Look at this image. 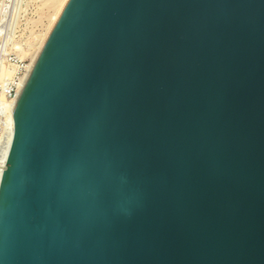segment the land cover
Returning <instances> with one entry per match:
<instances>
[{"label": "water", "instance_id": "1", "mask_svg": "<svg viewBox=\"0 0 264 264\" xmlns=\"http://www.w3.org/2000/svg\"><path fill=\"white\" fill-rule=\"evenodd\" d=\"M13 118L0 264H264V0H67Z\"/></svg>", "mask_w": 264, "mask_h": 264}, {"label": "rangeland", "instance_id": "2", "mask_svg": "<svg viewBox=\"0 0 264 264\" xmlns=\"http://www.w3.org/2000/svg\"><path fill=\"white\" fill-rule=\"evenodd\" d=\"M61 1L0 0V105L11 101L8 92L32 62ZM6 70H13V78L4 76Z\"/></svg>", "mask_w": 264, "mask_h": 264}, {"label": "bare ground", "instance_id": "3", "mask_svg": "<svg viewBox=\"0 0 264 264\" xmlns=\"http://www.w3.org/2000/svg\"><path fill=\"white\" fill-rule=\"evenodd\" d=\"M56 1V0H55ZM61 1V0H60ZM67 2V0H62L59 4L60 8L59 10H57V13L55 11V14H54V17L51 19L53 20V23L55 22L56 18L58 17L59 13L61 12L62 8L64 7L65 3ZM56 4V3H55ZM52 21H50L51 23ZM52 23V25H53ZM52 27V26H51ZM49 28V27H48ZM51 29V28H50ZM45 35V34H44ZM47 36V35H46ZM46 36L44 37V39L46 38ZM43 38V36H42ZM43 39V41H44ZM43 41H41V44L39 47H37V51L39 50V48L41 47ZM37 52H35V55H36ZM34 55V56H35ZM33 56V58H34ZM29 67V66H28ZM28 67L26 68V71L28 69ZM16 69V67H15ZM4 70V69H3ZM13 71V70H12ZM12 71L11 70H6L4 72V76H8L9 78L12 76ZM3 72V71H2ZM26 73V72H25ZM24 73V75H25ZM2 74V73H1ZM24 75L22 76L21 80H20V83L24 77ZM13 78V77H11ZM14 100H11V101H8V102H5V107L7 108V121H8V124H9V127H10V139L8 141V145L3 148L1 151H0V184H1V179H2V176H3V173L5 171V166H6V161H7V158H8V155H9V151H10V147H11V140H12V135H13V131H14V118H13V104H14ZM2 103V102H1ZM3 104V105H4ZM2 105V106H3Z\"/></svg>", "mask_w": 264, "mask_h": 264}, {"label": "built area", "instance_id": "4", "mask_svg": "<svg viewBox=\"0 0 264 264\" xmlns=\"http://www.w3.org/2000/svg\"><path fill=\"white\" fill-rule=\"evenodd\" d=\"M26 72V68L24 69L22 75L17 78L16 81L13 82L10 91L8 92L10 100L15 99L16 92L20 85V80L24 73ZM0 113L2 117H0V151L8 145V141L10 139V127L7 121V108L5 106L0 105Z\"/></svg>", "mask_w": 264, "mask_h": 264}]
</instances>
